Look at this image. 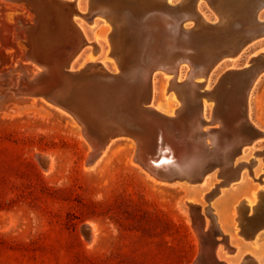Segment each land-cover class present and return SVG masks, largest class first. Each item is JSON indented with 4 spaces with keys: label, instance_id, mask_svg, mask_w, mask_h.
Masks as SVG:
<instances>
[{
    "label": "rangeland",
    "instance_id": "obj_1",
    "mask_svg": "<svg viewBox=\"0 0 264 264\" xmlns=\"http://www.w3.org/2000/svg\"><path fill=\"white\" fill-rule=\"evenodd\" d=\"M203 1L202 11L215 21L218 13L207 0ZM80 2L86 10L88 0ZM25 4L0 0V264H195L204 243L193 219L191 202L203 207L210 239H222L219 230L229 235L234 251L227 252L219 244L227 264H241L244 258L245 264H256L250 254L255 255L258 264H264V228L257 238L246 239L233 217L236 202L251 198L259 184L264 186V137L247 145L237 158L244 161L257 156V162L244 166L243 176L232 182L233 186L213 191L211 204L203 197L211 189L206 190L202 183L181 186L180 182L174 185L150 179L149 172L132 161L136 144L130 138H118L97 165L93 166V161L85 163L92 150L81 124L42 95L16 93L21 75L33 79L38 69L23 47L27 28L35 21L32 9ZM260 13L264 18V7ZM76 17L88 39L98 40L102 49L94 53V46L87 44L75 66H82L94 56L108 69L116 70V62L107 52L108 22L104 18L88 22L82 16ZM256 39L248 43L251 46L246 44L248 48L235 63L222 64L212 74L214 67L209 89L227 70L248 66L252 58L255 62L259 52L264 51V35ZM237 56L224 57L219 64ZM256 64L263 66L260 61ZM183 66L180 85L189 81L185 76L188 65ZM235 83L239 85L240 81L228 80L225 86L236 87ZM173 87L176 91L166 89L168 95L158 94L155 104L166 110L180 106L179 86ZM200 87L196 89L198 95L207 100L202 93L207 87L203 83ZM236 91L233 89L234 97ZM253 95V123L249 121L264 129V75ZM207 109L205 116L210 118L212 108ZM255 151L262 152L255 155ZM218 169L208 176L211 182L213 178L212 188L221 179ZM210 206L215 208L216 217Z\"/></svg>",
    "mask_w": 264,
    "mask_h": 264
},
{
    "label": "water",
    "instance_id": "obj_2",
    "mask_svg": "<svg viewBox=\"0 0 264 264\" xmlns=\"http://www.w3.org/2000/svg\"><path fill=\"white\" fill-rule=\"evenodd\" d=\"M19 1L31 2L35 9L49 12L38 21L36 33L32 27L27 29L32 38L30 43L25 42L28 59L46 67L66 69L76 56L74 45L79 43L80 49L82 44V36L70 16L78 11L69 7L66 0ZM182 2L154 0L148 5L147 0H88L89 11L83 18L88 22L104 18L113 26L108 37L114 42L112 53L118 58L119 72L92 70L86 65L70 72L63 70L57 77L51 71L41 72L33 79L26 78L27 85L32 95L44 96L81 124L92 146L93 161L111 139L130 138L136 144L134 161L158 180L200 184L219 168L217 176L221 182L214 185L217 190L222 184L227 186L240 179L244 162L236 164L238 156L247 145L264 137V129L248 118L250 88L263 66L250 62L243 68L227 70L213 88L204 90L207 100L214 102L210 118L203 114V97L199 99L197 90L192 102L180 94L182 104L171 114L157 109L150 98L151 79L157 71L176 75L182 65H188L198 78H204L200 82L204 84L220 60L241 49L244 35L263 31L264 20L258 21L257 14L264 5L251 12L249 21L239 18L240 25L234 21V30L244 34L235 45L212 49L205 30H215L217 25L203 21L197 0ZM54 15L66 20L62 32L66 35L43 42L44 25ZM228 80H239L240 84L226 87ZM233 89L237 90V97L232 95ZM212 197L207 192L204 198L211 202ZM190 206L204 243L195 264H227L217 260L214 252L220 243L227 252L235 250L229 235L219 230L222 239H210L202 207L192 203ZM263 228L264 223L259 229L249 224L250 230L242 228L239 232L246 239H254ZM241 264H245V258Z\"/></svg>",
    "mask_w": 264,
    "mask_h": 264
},
{
    "label": "bare ground",
    "instance_id": "obj_3",
    "mask_svg": "<svg viewBox=\"0 0 264 264\" xmlns=\"http://www.w3.org/2000/svg\"><path fill=\"white\" fill-rule=\"evenodd\" d=\"M12 1V0H11ZM67 3L69 4V7L71 8H74L78 11L79 14H76V13H71L70 16H72V22L74 23V25L76 26V28L78 29V31L80 32L81 36H82V44H81V48L78 49L77 47L80 45L79 43L78 44H75L74 45V52L76 53V56L75 58L71 61L70 65H66V69H63L65 72H70V71H73V70H76L78 69L76 66H75V60L76 58L80 55L81 51L83 50V47L86 46L87 44H92L94 46V53H97L98 51H100L102 48H101V45L99 44V41L98 40H94V41H90L88 39V35H86V33L84 32V30L82 29L81 25L82 23L79 22V19L76 17V16H82L84 15L85 13H87L89 10H88V3H87V8L86 10L83 9V5L80 6V0H66ZM99 0H94V2H97ZM154 0H147V4L150 5ZM167 3L169 4H173V0H165ZM190 0H183L182 4H188ZM203 1V0H202ZM208 3L216 10V12L218 13V17L216 18L215 21H211L206 15L205 13L202 11V6H201V0H197V3H196V6H197V9L199 10V12L201 13V16H202V19L205 23L209 24V25H217L216 29L215 30H205L206 32V36H207V41L210 45V48L212 49H216V48H220V49H223V48H230L231 45H235V43L237 42L238 40V37L244 35L243 33L240 34L239 31H235L234 30V21H235V25H240L238 23V19L239 18H242L243 20H246V21H249V16L251 15V12L258 8V6H261L264 5V0H207ZM16 2V1H15ZM18 3V2H17ZM16 3V4H17ZM204 3V1L202 2ZM82 4V3H81ZM26 5V4H25ZM24 5V6H25ZM32 10H33V14H34V23L29 25L27 29H29L30 27L34 28L33 29V32L36 33L37 30H38V21H42L44 20V17L48 16V9H35L33 6H32V3L29 2L27 4ZM206 5V4H205ZM56 9V8H55ZM37 10L39 12H37ZM261 10L260 9L258 11V14H257V19L258 21H263L264 18L261 17ZM83 17V16H82ZM96 19V18H95ZM95 19L93 21H95ZM106 22H108L109 26H107V28L105 29V33H106V39L109 43V50L107 51L108 52V55L111 56L112 58H114L115 62H116V65H117V69L116 70H110L108 69L106 66H105V63L103 61H98L97 59H95L94 56H90V58L82 65L83 67L84 66H90L92 68V70H100V71H109V72H119V63H118V58H116V56L112 53V43H114L112 40L109 39L108 35L109 33L113 30V26L111 24V22H109L107 19H104ZM66 20L64 19V17H58L55 15L52 16V17H48V21L45 23L44 27H45V30L44 32L41 34V37L43 38V42L44 41H49L50 39H54L55 36L57 35H63L64 34L66 35V33H63L62 32L64 31V29L66 28ZM91 21V22H93ZM99 21V20H98ZM97 23V22H96ZM40 27H42V24L39 25ZM106 27V26H105ZM87 32V31H86ZM115 32V31H113ZM255 33H249V34H246L244 35L243 37V42H242V47L239 51H237L234 55L232 56H235V55H238L237 57L235 58H232V59H228V60H224L222 63L216 65V68L215 70L212 72V74L215 73V71L222 65V64H225L227 62H232V63H235L237 61V58L241 56L242 54V51H244V48H248L249 46H251L252 44H248L250 41H254V39L256 38H260L261 36L264 35V29L262 31V33L258 36L255 35ZM23 40V39H22ZM32 40V38H30V33L28 35V33L26 34V37H25V40H24V44H23V47L24 49L26 50V45H25V42H28L30 43ZM50 40V41H51ZM257 40V39H256ZM112 41V42H111ZM250 42V43H251ZM72 43V42H71ZM253 43V42H252ZM246 44H248V47L246 46ZM91 45V46H92ZM85 50V49H84ZM92 51V50H91ZM83 53V52H82ZM80 57V56H79ZM253 59V58H252ZM252 59L250 60L252 62ZM30 61H32L37 67L38 69L35 71V75L41 73V72H44V74H47V72H54V76H60V72L63 71L62 68H60L59 66H55L54 68H51V67H46V66H43L42 64L40 63H36L34 62L32 59H30ZM262 62L263 63V68L262 70L256 74V76L254 77L253 79V83H252V86L250 88V92H249V99H248V102H249V108H248V118L249 120L251 121L252 120V123H253V119H252V97H254V89L257 85V83L260 82V80L262 79V76L264 75V51H262L261 53L259 52V55L258 57H255V62ZM115 65V66H116ZM81 67V66H80ZM79 67V68H80ZM18 69V68H17ZM183 69H184V66L182 65L179 69V71L177 72V74H171V73H167V72H155L152 76V79H151V90H150V98H151V102H152V105L155 106L157 109L163 111V112H166V113H172L173 110L175 109V107H172L171 110H166L164 109L161 105H159L158 103L155 104V101L154 99L156 98V96L158 94H167L166 92V89L169 90H172V88L174 89L175 87H173L174 85L176 86H179V88H177V90L179 91L180 89V92H181V95L183 96V98L188 101V102H192L196 97H197V93H196V89L197 88H200V86H202V84L200 82H202L204 79L202 78H198L197 77V73H195L194 69L189 67L188 68L186 67L187 69V72L185 74V76H188V83L186 84V82L182 83L181 85H177L176 83L177 82H183L181 81L182 80V77L184 75H182L183 73ZM236 69H239L238 68V65L236 66ZM231 70H235V69H232ZM18 71V70H17ZM12 72V71H11ZM23 73V72H22ZM10 74V73H9ZM12 74V73H11ZM162 74V78H159V75ZM212 74L210 73V75L208 76V79L205 81V83L203 84V86L207 87L206 89H203V90H208L209 89V83H210V79ZM21 75V73H20ZM222 75V74H221ZM4 76V75H3ZM1 76V77H3ZM12 76V75H11ZM7 77V76H6ZM20 82H19V87L16 91V93L18 94H32L33 91L31 88L28 87V83H27V79L25 77V75H21L20 77ZM28 78V77H27ZM6 79V78H5ZM9 78H7L8 80ZM30 79V78H29ZM6 80V81H7ZM187 80V79H186ZM185 80V81H186ZM3 81V80H2ZM6 84H8L9 82H4ZM3 83V84H4ZM0 84H2L0 82ZM211 84V83H210ZM230 85V83H229ZM236 85V83H235ZM238 85H236L237 87ZM1 87V86H0ZM9 87V86H8ZM12 87V86H11ZM7 88V87H6ZM33 88V87H32ZM203 88V87H202ZM7 90V89H5ZM176 91V88L174 89ZM4 92V91H3ZM174 92V91H173ZM200 92V91H199ZM1 94V93H0ZM171 94V93H170ZM201 94V93H200ZM168 95V94H167ZM232 95H235L234 93H232ZM35 96V95H34ZM171 96V95H170ZM200 97V96H199ZM201 98V97H200ZM36 99V97H35ZM176 101V100H175ZM178 101V100H177ZM48 103V102H47ZM179 103V102H178ZM177 103V105H178ZM52 105V104H51ZM181 105V104H180ZM203 105H204V109H203V114L205 115L206 114V111L208 110L207 108L210 107L213 109L212 107V103L209 102L208 100L206 99H203ZM59 109V108H58ZM61 110V109H60ZM76 121V120H75ZM79 123V122H78ZM255 123V122H254ZM257 125V124H256ZM258 126V125H257ZM260 127V126H258ZM263 129V128H261ZM84 134V133H83ZM87 139V137H86ZM88 140V139H87ZM117 141V139H111V141L108 143V145L106 146V148L102 151V153L100 154L99 158L98 159H95L93 161V158L91 157V151H89L88 155H87V158H86V161L85 163H91L92 161L94 162L93 163V166L97 165L108 153L110 147ZM250 147V146H249ZM248 147V148H249ZM252 148V147H251ZM250 148V149H251ZM254 148V146H253ZM252 148V150H253ZM264 148V147H263ZM91 150H92V146H91ZM246 150V149H245ZM244 151V149H243ZM242 151V152H243ZM251 151V150H250ZM248 152V151H247ZM256 152V151H255ZM262 152V151H261ZM260 152V153H261ZM254 154V153H253ZM264 154V153H263ZM256 155V154H255ZM253 155V156H255ZM261 155V154H260ZM242 156V155H241ZM257 157V156H256ZM255 157V158H256ZM243 158V157H242ZM255 158H252V159H248V160H242V161H236V164L239 163V162H244L243 164V167L244 166H252V164L254 162H257L255 160ZM264 160V158H263ZM132 161H134V159L132 158ZM135 165L139 166L136 162H133ZM51 164V163H50ZM92 165V164H91ZM87 166V165H86ZM140 167V166H139ZM142 168V167H140ZM87 169V168H86ZM143 169V168H142ZM51 170V169H49ZM148 173V172H147ZM242 174V173H241ZM240 176H243L241 175ZM147 176L152 179L153 181L155 182H159V180H157L155 177L151 176L149 173L147 174ZM209 176V175H208ZM206 177L205 180L202 182V186H205L204 188H206V190L208 189H211L208 194H215L213 191L216 190V187L213 186L212 188V182H213V178H211L212 182L209 181L210 180V177ZM211 176V174H210ZM258 178V177H257ZM260 179V178H259ZM264 179V178H263ZM220 180V179H219ZM258 180V179H256ZM261 180V179H260ZM162 181H160L159 183H161ZM221 181H218L216 183L220 184ZM262 182V181H261ZM264 182V181H263ZM164 183H167V182H164ZM177 183V182H176ZM179 183V182H178ZM168 184H174V183H168ZM263 184V183H262ZM175 185V184H174ZM179 185L181 186H189L188 183H184V182H180ZM215 185V184H214ZM232 185V184H231ZM191 186H197L196 184L194 185H191ZM223 186V184H222ZM233 186V185H232ZM236 186V185H235ZM222 188V187H221ZM218 187V191H221L222 189ZM226 188V187H225ZM224 190H227L225 189ZM232 188V187H231ZM230 189V187H229ZM223 192V191H222ZM206 194L205 193L203 195V197H206ZM221 195V194H220ZM252 195V196H251ZM251 198L248 197H245V198H242L241 200H239L238 202H236V204L234 205V212H233V217L235 218V224L236 226H238V229H239V226L240 228H247L249 229V224H252V227L255 228V229H259V227L261 226L262 223H264V186L262 185H258L253 191H252V194H251ZM215 196V195H214ZM194 201V202H198L196 199H190V201ZM192 203V202H191ZM208 203V202H207ZM210 203V202H209ZM199 204V203H198ZM202 204V203H201ZM211 204V203H210ZM209 204V205H210ZM214 206V204H213ZM191 207V206H190ZM203 208V207H202ZM214 209L213 207L210 206V210L213 214L214 217H216V214L214 213ZM192 211V210H191ZM206 211V209H205ZM204 215V214H203ZM207 215V214H206ZM208 216V215H207ZM209 217V216H208ZM194 219V218H193ZM213 220V219H212ZM216 220V219H215ZM233 221V220H231ZM6 223V222H5ZM213 223V222H212ZM195 224V223H194ZM209 224L208 221H206V226ZM222 224V223H221ZM212 226V225H211ZM222 227V226H221ZM232 227V226H231ZM207 229V228H206ZM254 229V230H255ZM85 230V229H84ZM250 230V229H249ZM87 231V229H86ZM238 231V230H237ZM85 232V231H84ZM91 232V231H90ZM210 233V232H209ZM216 233V232H215ZM87 234V233H86ZM96 234V233H95ZM219 234V233H218ZM91 235V234H90ZM218 236V235H217ZM221 236V235H220ZM258 236V235H257ZM256 236V238H257ZM219 237V236H218ZM222 237V236H221ZM219 237V238H221ZM93 238V237H91ZM218 239V238H217ZM219 240V239H218ZM94 241V240H93ZM87 242V241H86ZM88 243V242H87ZM258 243V242H257ZM89 245V244H88ZM236 245V244H235ZM237 246V245H236ZM222 250L221 247L217 246V248L215 249V252H214V256L215 258H217V260L219 261H224L225 259H222L221 257V252H220V249ZM203 249V248H202ZM200 254V253H199ZM242 254V253H240ZM248 256V255H247ZM250 256V257H249ZM248 257L251 258L252 260L251 261H254L256 264H258L256 258H255V255H252L250 254ZM244 257V256H243ZM224 258V257H223ZM246 259H248L246 257ZM250 260V259H249ZM248 261V260H247ZM225 262V261H224ZM228 264H230L228 262Z\"/></svg>",
    "mask_w": 264,
    "mask_h": 264
}]
</instances>
